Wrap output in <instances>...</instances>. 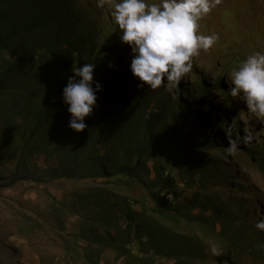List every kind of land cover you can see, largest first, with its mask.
Listing matches in <instances>:
<instances>
[{"label": "trees", "instance_id": "16d2710c", "mask_svg": "<svg viewBox=\"0 0 264 264\" xmlns=\"http://www.w3.org/2000/svg\"><path fill=\"white\" fill-rule=\"evenodd\" d=\"M95 32L76 0H0V152L6 155L0 163L12 170L4 185L96 182L52 204L57 228L78 219L74 243L65 246L74 263L101 264L112 250L116 264H157L160 258L207 264L215 258L211 246L219 244L229 264L263 260L264 235L236 229L212 190L221 187L220 163L212 166L196 153L221 144L213 131L197 139L207 130L195 109L226 111L227 105L213 109L200 102L218 90L232 104L222 78L212 87L199 83L195 92L181 82L174 101L161 90L144 92L127 69L132 56L120 45L118 26L101 42ZM84 63L95 64L93 78L102 87L86 129L77 133L68 127L62 90L72 67ZM229 123L217 117L214 126ZM247 150L254 159L257 150ZM125 186L144 193L136 199L115 191Z\"/></svg>", "mask_w": 264, "mask_h": 264}, {"label": "rangeland", "instance_id": "374dc122", "mask_svg": "<svg viewBox=\"0 0 264 264\" xmlns=\"http://www.w3.org/2000/svg\"><path fill=\"white\" fill-rule=\"evenodd\" d=\"M76 6L93 24L100 42L108 38L114 26H117L110 15V4L102 9L97 7V0H76ZM199 32L204 35L215 34L217 40L209 51H201L198 57L193 58V70L184 78L182 85L186 92H195L199 90V83L205 82L212 87L216 80L222 78L223 91L229 95L232 104L228 105L225 96L218 90L200 101L212 104L213 109H217L220 104L227 107L224 113L217 115L209 114L204 107L195 109V114L206 121L207 130V133L204 131L196 135L197 139H203L204 135L210 137L208 131H213L221 143L213 149H196V153L200 158L205 157L212 166L220 163L217 177L221 178V187H213L212 190L220 194L236 229L254 236L259 233L264 235V231L255 227L258 220L264 219V170L260 167L262 162L264 168V116L249 112L239 96H232L228 92L232 87V70L238 68L250 54L257 51L264 53V0H219L199 21ZM119 42L120 45L124 44L120 39ZM127 51L133 55L128 45ZM142 87L144 92L151 91L147 85ZM158 90L164 91L172 101L175 98L171 95L179 93L177 86L170 91L163 86ZM190 107L193 108L192 105ZM229 112H235L238 118H233ZM217 117L221 120L227 117L229 126L215 127ZM238 121L242 126L240 130ZM229 129L231 138L239 141L240 145L239 150L232 154L226 150L228 138L225 133ZM247 136H251V139H245ZM249 146L257 150L254 159L246 156ZM4 156L5 153L1 151L0 159ZM11 171L10 167L0 163V264H80L70 260L65 249L67 244L74 243L70 235L77 232L78 219L70 220L66 230L57 228L52 216L53 205L55 200L86 192L89 187L96 186V182L92 178L61 179L51 184L36 185L30 181L17 180L5 186L11 183ZM104 186L100 184V187ZM115 191L136 199H140L144 193L141 189L126 186L115 188ZM217 229L221 230L220 226ZM215 246L217 256L212 261L208 260L207 264H229L222 252L223 245ZM84 247L85 243L79 241L78 250ZM240 261L244 264H264V259L251 262L244 258ZM116 263L115 253L108 250L101 264ZM157 264L175 263L160 258Z\"/></svg>", "mask_w": 264, "mask_h": 264}, {"label": "clouds", "instance_id": "9594fccd", "mask_svg": "<svg viewBox=\"0 0 264 264\" xmlns=\"http://www.w3.org/2000/svg\"><path fill=\"white\" fill-rule=\"evenodd\" d=\"M218 3L219 0H97V7L104 9L110 4V15L120 30L119 39L132 51L130 71L141 82L138 88L147 85L154 91L163 86L170 91L192 72L193 58L214 46L217 36L201 34L199 21ZM94 67L92 63L73 66V75L62 90V100L70 114L68 127L77 133L86 129L85 119L92 114L96 93L102 87L94 81ZM231 78L230 95L239 96L249 112L264 116V53L250 54L232 70ZM225 134L227 152L238 151L239 141L231 138V129ZM255 227L264 231V219L258 220ZM211 252L217 256L215 245Z\"/></svg>", "mask_w": 264, "mask_h": 264}]
</instances>
